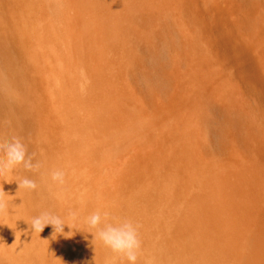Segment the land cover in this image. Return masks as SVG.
<instances>
[{
  "label": "rangeland",
  "instance_id": "1",
  "mask_svg": "<svg viewBox=\"0 0 264 264\" xmlns=\"http://www.w3.org/2000/svg\"><path fill=\"white\" fill-rule=\"evenodd\" d=\"M263 9L264 0H0V63L39 165L28 171L37 189L0 193V264H105L113 253L84 223L94 211L139 226L137 264L250 262L264 105L250 65H264ZM162 49L156 74L150 53ZM55 169L63 184L51 181ZM27 204L68 224L76 211L75 230L23 231Z\"/></svg>",
  "mask_w": 264,
  "mask_h": 264
},
{
  "label": "bare ground",
  "instance_id": "2",
  "mask_svg": "<svg viewBox=\"0 0 264 264\" xmlns=\"http://www.w3.org/2000/svg\"><path fill=\"white\" fill-rule=\"evenodd\" d=\"M2 50L3 47L0 42V55ZM165 53L166 51L163 49L150 53V58H152L151 65L156 74L160 72L159 68H161ZM250 73V76L253 77L257 93L261 101L264 102V65L259 62H257V64H251ZM0 77L7 81V84H5L6 86H4L3 89V94L0 95V146L6 145L13 137L20 138L26 145L28 154L32 155L33 162L36 163L38 151L34 144V132L29 126L28 120L22 117L21 106L18 105V103L15 104L17 95L16 90L13 88L15 86L10 83L12 77L1 63ZM32 84H35V82L33 81ZM5 92L7 95L4 96ZM256 118L257 127L253 150L255 184L252 202L254 209L253 233L251 235L252 260L250 262L241 261L239 264H264V105H260L257 109ZM41 137L43 136L38 137L39 141ZM23 177L30 178L28 171L22 166H17V168L11 173L5 172L3 175H0V193L7 191L9 194L15 195L18 191H28L23 188L18 189V185L15 182ZM88 184L89 182L83 184L84 190ZM30 207L28 204L25 205L23 213L19 217V223L23 231L28 227L27 223L30 224L31 218L34 216ZM8 227L9 222H0V244L4 242V239L7 236ZM31 245L34 246L35 244L31 243Z\"/></svg>",
  "mask_w": 264,
  "mask_h": 264
},
{
  "label": "clouds",
  "instance_id": "3",
  "mask_svg": "<svg viewBox=\"0 0 264 264\" xmlns=\"http://www.w3.org/2000/svg\"><path fill=\"white\" fill-rule=\"evenodd\" d=\"M17 166H22L27 171H35L38 169V163L33 162L32 155L28 154L26 145L20 138L13 137L6 145L0 146V175L5 172H13ZM65 173L62 169H55L50 173V179L53 183L63 184ZM18 189L26 190L37 189V183L34 179L23 177L19 181H15ZM6 204L0 199V212L5 210ZM68 216L71 217L73 224L65 222L61 216L50 211H41L38 215L31 218L28 227L31 232L41 233L46 226H51L53 234H66L75 230V223L78 221L76 211H69ZM108 213L94 211L84 218V223L94 232H89L92 239L100 241L103 246L113 253L112 257L105 261V264H137L138 254L141 249V240L138 233V225L127 218L118 219L115 222H106ZM65 226L70 230L64 231Z\"/></svg>",
  "mask_w": 264,
  "mask_h": 264
}]
</instances>
